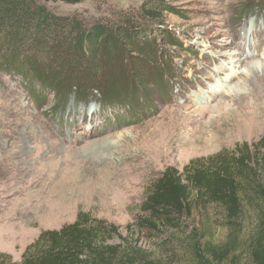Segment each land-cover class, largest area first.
I'll use <instances>...</instances> for the list:
<instances>
[{
	"label": "rangeland",
	"instance_id": "1",
	"mask_svg": "<svg viewBox=\"0 0 264 264\" xmlns=\"http://www.w3.org/2000/svg\"><path fill=\"white\" fill-rule=\"evenodd\" d=\"M37 2L83 29L134 17L137 33L115 35L108 46L99 37L81 49L60 40L44 47L43 69L31 66L33 76L24 63L8 65L0 44V252L20 261L41 231L73 222L82 210L136 242V264H197L193 238L202 248L228 247L215 264H251L264 203L249 193L241 192L232 218L209 204L196 205L177 229L150 233L134 222L165 168L264 138V117L254 129L231 131L241 114L228 101L250 90L240 76L264 63V0H166L152 19L138 18L142 0ZM81 53L93 57L79 60ZM223 103L226 119L218 116ZM216 127L229 134L216 138ZM254 165L263 178L264 144ZM18 206L24 215L14 214Z\"/></svg>",
	"mask_w": 264,
	"mask_h": 264
},
{
	"label": "trees",
	"instance_id": "2",
	"mask_svg": "<svg viewBox=\"0 0 264 264\" xmlns=\"http://www.w3.org/2000/svg\"><path fill=\"white\" fill-rule=\"evenodd\" d=\"M42 1L76 4L82 0ZM165 1L142 0L138 18H154L156 9L165 5ZM147 5L149 8L145 9ZM135 19L124 16L121 22L100 21L83 29L77 18L53 14L37 0H0V44L7 49L8 65L24 63L33 76L35 66L38 72L43 69L38 59L44 55V47L58 46L60 40L74 42L76 49L86 46L87 41L93 46L92 40L100 38L105 46L118 36L131 40L137 33ZM18 51L26 55H18ZM91 57L81 53L79 60ZM31 66L34 67L31 69ZM263 144L264 138L253 145L241 143L233 149L192 158L181 170L171 166L165 168L149 185L140 205L143 214L136 217L134 225L150 233L161 227L177 229L196 205L209 204L222 205L227 216L232 218L240 208L241 192L264 203V177L259 179L254 175L255 152ZM262 216L260 233L250 243L251 264H264V214ZM131 227L129 224L128 229ZM113 237L120 242H112ZM191 244L197 264H215L220 254L226 255L228 250L226 246L218 250L210 244L202 248L198 238H193ZM140 252L136 242L120 234L117 225L79 210L73 222L41 231L24 248L20 261L0 252V264H136L141 258Z\"/></svg>",
	"mask_w": 264,
	"mask_h": 264
},
{
	"label": "bare ground",
	"instance_id": "3",
	"mask_svg": "<svg viewBox=\"0 0 264 264\" xmlns=\"http://www.w3.org/2000/svg\"><path fill=\"white\" fill-rule=\"evenodd\" d=\"M263 53H264V47L262 48V54ZM242 59L244 58L242 57L238 58V60H242ZM259 66H260L259 67L260 70L257 67L248 66L249 68L248 69L246 68V69L250 73L249 74L250 76H246V75L240 76L241 77L240 79L244 81L245 84H248L250 86V90L249 91L247 90L248 92L243 91L240 93L228 95V101H231V102L233 101L240 106L238 108L240 110L241 119L240 120L237 119L236 123H233L230 127L231 131H234V132L236 131L235 133L237 134H241L249 129H254L255 118L257 116L264 117V63L261 62ZM229 110L230 109L228 108V105L224 104V106L218 109V112H219L218 116L222 119L223 118L226 119L228 117L226 113ZM229 130L230 129L222 130L220 127H216L212 132L216 138H220L221 136L228 135ZM208 141H211V140L209 139ZM13 212L15 215L22 216L24 215L26 210H22L20 206H18L16 207V209L13 210Z\"/></svg>",
	"mask_w": 264,
	"mask_h": 264
}]
</instances>
